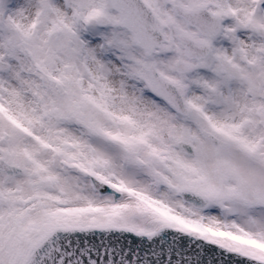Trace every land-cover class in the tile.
Here are the masks:
<instances>
[{
    "label": "snow or ice",
    "instance_id": "snow-or-ice-1",
    "mask_svg": "<svg viewBox=\"0 0 264 264\" xmlns=\"http://www.w3.org/2000/svg\"><path fill=\"white\" fill-rule=\"evenodd\" d=\"M0 264H264V0H0Z\"/></svg>",
    "mask_w": 264,
    "mask_h": 264
}]
</instances>
